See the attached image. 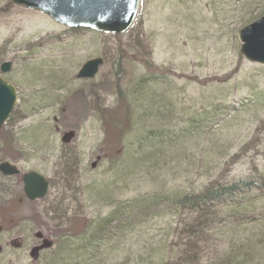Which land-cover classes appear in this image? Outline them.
Here are the masks:
<instances>
[{
	"label": "rangeland",
	"instance_id": "1",
	"mask_svg": "<svg viewBox=\"0 0 264 264\" xmlns=\"http://www.w3.org/2000/svg\"><path fill=\"white\" fill-rule=\"evenodd\" d=\"M263 16L264 0H139L118 39L0 0V66L11 64L0 78L17 93L0 161L19 170L0 176V264L66 262L75 246L74 264H135L202 225L186 200L264 170V66L240 55L238 39ZM95 58L97 75L76 79ZM30 172L49 182L41 200L23 195ZM155 194L169 201L149 199L158 207L132 224V201ZM221 200L231 212L199 246L242 236L263 255L264 192ZM111 213L126 220L113 239L75 241Z\"/></svg>",
	"mask_w": 264,
	"mask_h": 264
},
{
	"label": "water",
	"instance_id": "2",
	"mask_svg": "<svg viewBox=\"0 0 264 264\" xmlns=\"http://www.w3.org/2000/svg\"><path fill=\"white\" fill-rule=\"evenodd\" d=\"M27 10L38 11L53 22L66 28H80L106 35L124 34L132 25L139 0H10ZM240 54L248 62L264 66V16L238 32ZM103 60L95 58L85 62L77 72L78 80L93 79ZM11 64L0 66L2 73L10 71ZM16 104L15 88L0 79V129L8 121ZM19 175L17 167L0 161V176L13 178ZM23 193L29 201L43 199L49 184L39 174L26 173L22 177ZM50 247L43 245L41 249ZM35 251L31 256H35Z\"/></svg>",
	"mask_w": 264,
	"mask_h": 264
},
{
	"label": "trees",
	"instance_id": "3",
	"mask_svg": "<svg viewBox=\"0 0 264 264\" xmlns=\"http://www.w3.org/2000/svg\"><path fill=\"white\" fill-rule=\"evenodd\" d=\"M111 37L119 39V35H111ZM144 68L146 69V66H144ZM254 190L264 192V170L249 172L245 179L230 182L222 191H213V189L206 190L202 195L200 194L194 196L193 199L186 200L191 206V211L199 213V219L204 218L202 225L200 227L199 225L195 226L196 232H191L190 229L183 231L182 237L180 238L181 243L174 248L169 250L162 248L155 252L147 253L145 259H139L135 264H185L186 261L190 259V254H192L194 250L191 259V263L193 264H260L262 260L261 257L264 256L261 252L262 249L257 248L256 244L253 242L251 246H248V244L245 246L247 238L242 236L237 239L235 246L230 245V241H225L221 243V246L217 249H213L209 253L205 252V247L199 246V243L206 241L208 232L212 231L218 224L219 217L223 215L224 211L227 209L231 212L230 206L232 204H225L224 201L221 200V196L223 194H229L230 197H233L234 195L244 194ZM164 197L160 194H155L134 199L132 203L136 206L133 209L139 210L137 211V215L135 214V217L132 219V224L133 222H139L137 216L141 218L150 211L149 209L158 207L157 205L147 206V204L150 203L149 199L155 201L163 198L162 204H165L169 201V198H165L164 200ZM183 199L179 202L180 204H183ZM162 204L160 203L159 205ZM172 204L177 208L176 200L175 203L173 201ZM113 215L114 213H111L100 223H97L88 236H85L83 229H81L82 231L76 232L75 241L83 245L84 243H90L94 239H99L100 241H105L107 238L113 239V236L122 231L123 222L126 221ZM206 222L207 224H205ZM237 233L240 235L239 232ZM80 247L75 246V248L68 250L66 255L68 259L66 262H59L56 258L53 264H74V261L79 257V249L84 250V247ZM194 247L196 249H194Z\"/></svg>",
	"mask_w": 264,
	"mask_h": 264
},
{
	"label": "bare ground",
	"instance_id": "4",
	"mask_svg": "<svg viewBox=\"0 0 264 264\" xmlns=\"http://www.w3.org/2000/svg\"><path fill=\"white\" fill-rule=\"evenodd\" d=\"M205 193V192H204ZM203 194V193H202Z\"/></svg>",
	"mask_w": 264,
	"mask_h": 264
}]
</instances>
